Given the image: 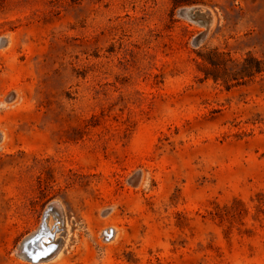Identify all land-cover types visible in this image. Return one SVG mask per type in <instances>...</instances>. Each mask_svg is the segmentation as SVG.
<instances>
[{"label":"rangeland","instance_id":"obj_1","mask_svg":"<svg viewBox=\"0 0 264 264\" xmlns=\"http://www.w3.org/2000/svg\"><path fill=\"white\" fill-rule=\"evenodd\" d=\"M0 264H264V0H0Z\"/></svg>","mask_w":264,"mask_h":264},{"label":"bare ground","instance_id":"obj_2","mask_svg":"<svg viewBox=\"0 0 264 264\" xmlns=\"http://www.w3.org/2000/svg\"><path fill=\"white\" fill-rule=\"evenodd\" d=\"M55 206L53 209L61 213L59 206L57 205V208ZM54 232V234L51 233L50 226H46V224L43 223L37 232L24 241L22 247L18 249V254L21 256V258L29 259L33 262H41L43 260L53 259L60 252V245L62 242V238L59 234H57V230ZM112 232L113 231L110 232V235H112Z\"/></svg>","mask_w":264,"mask_h":264},{"label":"water","instance_id":"obj_3","mask_svg":"<svg viewBox=\"0 0 264 264\" xmlns=\"http://www.w3.org/2000/svg\"><path fill=\"white\" fill-rule=\"evenodd\" d=\"M179 14L183 17L196 20L201 26H203L206 29L204 32H202V34H200L195 39L194 43L198 44L203 39V37L206 35V32L211 25L212 17L209 11L201 7H190V8L181 9L179 11ZM51 208H53V204L48 206V210H50Z\"/></svg>","mask_w":264,"mask_h":264},{"label":"flooded vegetation","instance_id":"obj_4","mask_svg":"<svg viewBox=\"0 0 264 264\" xmlns=\"http://www.w3.org/2000/svg\"><path fill=\"white\" fill-rule=\"evenodd\" d=\"M53 212V213H52ZM55 213H57V214H59V218H57V219H55V218H53V227L51 226L50 227V229H51V233H55L54 231H56L57 230V232H59V230L61 229V227H60V225H59V223H61L62 221L60 220L61 219V213H59V211H57V210H55V209H53V208H51V210L50 211H48V214L50 215V214H55ZM48 215V216H49ZM57 220H58V222H57ZM60 220V221H59ZM47 222H48V220H47ZM47 222H44L45 224L47 223ZM53 228V229H52ZM60 239V238H59Z\"/></svg>","mask_w":264,"mask_h":264},{"label":"trees","instance_id":"obj_5","mask_svg":"<svg viewBox=\"0 0 264 264\" xmlns=\"http://www.w3.org/2000/svg\"><path fill=\"white\" fill-rule=\"evenodd\" d=\"M204 59H205V57H204ZM206 59L209 60L210 62L212 61L211 57H209V56H206ZM259 70H260V68L257 66V71H259Z\"/></svg>","mask_w":264,"mask_h":264}]
</instances>
